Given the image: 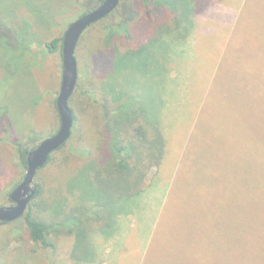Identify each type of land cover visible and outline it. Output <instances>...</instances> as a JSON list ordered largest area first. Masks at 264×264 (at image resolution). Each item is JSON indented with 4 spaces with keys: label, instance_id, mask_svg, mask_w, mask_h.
Returning a JSON list of instances; mask_svg holds the SVG:
<instances>
[{
    "label": "rangeland",
    "instance_id": "374dc122",
    "mask_svg": "<svg viewBox=\"0 0 264 264\" xmlns=\"http://www.w3.org/2000/svg\"><path fill=\"white\" fill-rule=\"evenodd\" d=\"M183 1L187 6L183 8L177 21L179 30L169 28L162 39L154 40L136 56L127 58L124 55L116 59L115 66L120 72L119 76L125 80L127 94L123 98L115 101L116 92L120 95L119 90L107 97L99 91L94 97L99 102L95 107L75 92L70 101L78 117L74 143L80 151H90L93 146L101 143L99 132L106 131L103 118L107 121L109 117H114L118 107L131 97L136 99L133 103L136 109L145 110L152 122L161 124L167 145L166 157L160 166L151 170L147 167L148 160L144 162L142 171L148 175L146 191L129 201L104 198L105 213H108L109 218L106 217L102 222V227L91 221L87 225L85 223L86 228L69 234L59 226L64 222L66 210L71 206H78V199L68 189L76 188L78 197L89 198L93 195V184L87 177H77L74 180L68 178L67 173L76 172L77 167H82L81 164L65 167V174H60L66 153L56 152L54 163L39 170L35 177V186L39 184L42 188V195L36 203L43 201L48 206L46 212H41L34 206L35 214L46 223L59 224L50 235L52 246L43 248L31 242L20 220L0 225V264L238 263L234 255L237 250H221L213 241V237L217 235L214 226H207L205 234L194 229L179 231V234L172 232L170 235L174 237L166 240L153 236V232L158 213L169 206L165 207L171 184L194 132L196 121L200 124V135L202 123L206 122L207 137L197 139L199 150L194 153L196 163H186L187 173H190L189 166H193L194 171L201 172L202 166L206 164L205 160L208 163L211 161L208 159L209 155L202 153L214 154V161L209 163L211 165L220 162L225 153V147H220V136L213 133L220 130L217 127L219 117L217 113H213L215 106L229 104L227 108L234 107L227 116L222 114V119L226 121L232 117L233 121L239 120L242 110H247L244 104L248 106L250 100L245 86L251 69L252 52L251 45L245 47L244 43L245 39L251 40L261 33L264 36V25L260 24V21H264V0H259L260 6L253 8L248 4L249 0H225L220 6L221 16H218L220 11L217 5L206 9V14H201L198 11L202 5L191 9L190 3ZM100 3L101 0H89L84 3L82 11L96 8ZM78 8L81 9L80 6ZM78 8L71 6L67 8L71 11L55 19L52 13L61 9L57 0H0V207L12 205L8 197L22 182L26 173L21 169L13 143L20 144L22 149H29L52 137L58 130L56 101L61 85L62 58L59 53L49 54L47 44L56 38H62L68 26L82 16L83 12ZM43 11L45 12L42 13ZM140 12V21L144 22L145 13ZM240 12L243 14L240 21L236 19V22H232L233 17L225 16V13ZM254 12L257 16L260 15L258 27L253 22ZM42 14L40 19H36ZM164 15L163 13L162 16ZM117 19L121 22L119 16ZM123 22L120 26L127 27ZM108 25L109 22L88 29L84 34L83 45L77 51L78 71L80 70L78 84H83L85 89L91 88L90 80L94 82V90L101 88L112 74L114 58L118 53L124 54L131 47L149 42L145 37L137 36L131 44L126 38H116L108 43ZM240 37L243 38L242 45L234 51L238 47L236 40L241 39ZM224 51L229 54L224 56L225 60L221 64ZM88 63L91 64L90 69ZM233 71L232 76L239 75L238 82L236 78L234 82L229 78ZM121 82L123 83V79ZM213 88L208 111L200 116L201 106ZM219 92H225L226 97L234 98H220ZM240 92H243V101L238 96ZM129 96L131 97L128 98ZM2 123L9 125L6 126L7 131L1 128ZM30 140L34 142L31 143ZM240 145L247 147L246 142ZM241 150L245 151L242 147ZM198 159H201L202 164ZM230 163L232 168V160ZM192 182H197L196 176ZM175 187L178 189L175 201L177 205L191 204L195 198L197 201L192 204V211L202 210L197 193L192 194L190 191H194V185L186 179L185 174ZM175 197V194L172 195L168 203ZM207 199L211 206V195ZM61 206L63 211L57 215ZM86 207L89 210L91 204L87 203ZM197 223L200 225L202 220L199 219ZM70 225L66 223L65 226L68 228ZM163 236H166V230ZM78 239L81 244L76 250Z\"/></svg>",
    "mask_w": 264,
    "mask_h": 264
},
{
    "label": "trees",
    "instance_id": "16d2710c",
    "mask_svg": "<svg viewBox=\"0 0 264 264\" xmlns=\"http://www.w3.org/2000/svg\"><path fill=\"white\" fill-rule=\"evenodd\" d=\"M87 1L89 0H57V2H60L61 9L55 14L52 13V15L57 19L64 13L71 11V9H67L71 6L77 8L80 6L81 9H78L82 11L84 3ZM103 1L104 0H101L100 4H102ZM187 1L190 3L191 9L202 5L201 10L198 11L201 14H206V9L217 5L220 11L218 16H221L220 6L223 5L225 0ZM258 1L259 0H249L250 3L248 4H251L252 8L260 6ZM186 6L187 4L183 0H123L119 8L112 15L96 25L101 26L109 22V25L106 27L108 30V43H112L116 38H126V41L131 44L134 43L137 36H139V38L145 37L148 39V44L131 47L130 50L124 54H116L117 56L114 58L112 74L99 90H94V82L90 80V89H85L83 84H77L75 92L79 93L82 98L95 107L99 105V102L94 100L95 94L99 91L107 97L112 93L115 94V92L119 90L121 91L119 93L120 95L118 96L116 92L114 99L115 101L116 99H121L127 92H125L124 87L125 80L119 76L120 72L115 66L116 59L120 56L124 57V55L127 58L136 56L137 53L145 50L154 40L162 39L164 34L168 33L169 28L174 31L179 30L180 27L177 21L182 15L183 8ZM262 7L264 8V5ZM64 9H67V11L63 12ZM94 9L95 8L88 11L83 9L85 11H82V16ZM140 10L143 11V14L145 13L144 22L140 21ZM35 12L41 11L35 10ZM44 12L45 11L42 13ZM242 12L239 14L225 13L227 14L225 16H229L230 18L233 17L232 22H236V19L239 21L241 20L243 15ZM163 13L165 14L164 16H162ZM42 16L43 14L36 19H40ZM118 16L121 22L117 19ZM259 17L260 15L257 16V13L254 12L253 22H255L257 27L259 26ZM37 22H39V20ZM48 22L50 23V21ZM122 22L125 23L127 27L120 26ZM260 24L264 25V21H260ZM219 25L223 24L219 23ZM62 41L63 37L56 38L51 43L47 44L49 54L59 53L62 58ZM83 41L84 36L76 50L77 61H79L77 51L83 45ZM242 41L243 38L236 40L238 47L234 51L240 48ZM248 44L251 45L252 64L250 66L251 69L248 78L246 79L247 85L245 86V91L249 94L250 100L248 106L244 104L247 110H242V116L239 120L233 121L234 118L232 117L226 121L222 119V114L227 116L230 110H234V107L231 108L229 106V108H227L229 104L218 107L215 106L213 113H217L216 115L219 117L218 121L220 122L217 127L220 130H216L213 133L220 136L222 141L220 147H225V149L223 148L225 153L221 161L213 165L209 163L214 161V154L209 152L202 153V155H209L210 157H208V159L211 161L208 163L205 160L206 164L202 166L201 172H196L193 170V166V168L189 166L190 173H187L188 167L186 163H196L194 153L199 150L198 144L196 143L199 142L197 139L202 136L207 137L205 134L207 130L205 125L206 122L202 123L201 133L203 135H200V124H197L198 122L196 121L194 132L191 135L185 154L176 172L173 183L171 184V192L168 191L170 195L165 207L167 205L169 206L165 208V211L158 213L153 236H159L164 240L168 238L172 239L174 237L170 235L172 232L173 234H179V231L185 232L191 229L205 234L208 231L207 226H214L216 227V232L214 230L211 231V233L215 232L217 235L213 237V241L221 250L227 251L230 248L237 250V252L234 253L238 262L237 264H264L263 33L258 37H252L251 40L245 39L244 46L246 47ZM226 52L224 51L223 57L221 58V64L225 60L224 56L229 54V52ZM88 65L90 69L91 64L88 63ZM235 71H233L229 77L233 82L234 79H237V76H239L238 74L232 76ZM122 79L123 83L121 82ZM238 80L240 79H237V82ZM106 85H108L107 87H109V89H107V87L105 88ZM247 87L248 89H246ZM211 90L212 92L209 91L207 98L201 106L200 116L208 111V101H210L213 96L214 88ZM242 94L243 92H240L238 96H240L243 101L245 99L242 98ZM226 96L225 92H219L220 98H230V100L234 98ZM130 97L131 96L128 98ZM135 100L134 97H131L125 104L118 107L114 117H109L107 121L103 118L102 123L103 126L106 125V131L105 133L104 130H102L101 133L99 132L100 138L102 137V141L99 143L100 146H93L92 150L87 152L78 150L74 143L76 139L75 134L77 133L76 126L78 117L71 107L72 103L70 104V108L74 114L75 124L69 142L58 151L66 153L64 162L62 163L64 167L62 166L63 168L59 173L65 174V167L67 168L71 165L76 167L78 164H81L82 167H77V171L76 169L74 170L76 172L72 171V173H67L68 178L74 180L77 177H87L89 181H92L93 195L89 198H84V196L81 198L76 195L78 192L76 188L68 189V192L72 195L74 194L75 199H78V206L69 207L66 210L64 222L60 225H55V223H46L35 214L34 206L38 207L41 212H46L48 210L47 204L43 201H41L40 204L36 203V200L42 195L41 186L36 184L37 194L29 204L25 215L20 219L31 242L43 248L51 247L50 235L54 233L58 225L60 229L69 234L76 233L78 229L86 228L87 223L91 221L97 223L99 226L101 224L102 227V222L106 217L109 218L108 213H105L106 205L103 200L104 198L113 197V200L129 201L133 197L141 195L146 191L147 188L145 189V187L148 175L142 171L144 169L143 164L148 160V170L160 166L161 161L166 157L167 145L161 124L152 122L145 110L136 109V107L133 106ZM255 101H257L258 104ZM123 116L124 119H122ZM105 118L107 117L105 116ZM6 126L9 125L5 123L1 128L7 131ZM209 131L212 130L209 129ZM30 142L33 143L34 140H30ZM243 142L247 143V147L240 145L241 143L243 144ZM36 146L37 145L30 147L29 149H22L20 144L15 145L13 143V147L16 149L19 156L22 171H26L27 168V152L31 151ZM241 147L245 149V151L241 150ZM54 155L50 158L48 165L44 167V169L54 163ZM200 160L198 159L199 163H201ZM231 160L232 168L230 163ZM184 174L186 175V179L194 185V191H190L192 194L197 193L198 199H200L198 203L202 206V210L200 211H192L191 206L197 201L195 198L192 200L191 204H186L184 206H179L175 202L178 196V189L175 186ZM195 176L197 182H192ZM150 186H148V189ZM11 194L8 197L10 204H12ZM174 194L176 195L175 199L168 203ZM209 195H211V201L214 205H209L207 199ZM87 203L91 204L89 210H87L86 207ZM62 211L63 207L61 206L57 215L59 213L61 214ZM89 213L91 215H89ZM86 216H90L89 219H84ZM199 219L202 220L200 225L197 223ZM66 223H70V227L67 228L65 226ZM107 224H105V226ZM165 230L166 236H163ZM80 244V239H78L75 245L76 250L80 248Z\"/></svg>",
    "mask_w": 264,
    "mask_h": 264
},
{
    "label": "water",
    "instance_id": "95a60500",
    "mask_svg": "<svg viewBox=\"0 0 264 264\" xmlns=\"http://www.w3.org/2000/svg\"><path fill=\"white\" fill-rule=\"evenodd\" d=\"M122 1L104 0L94 10L72 22L65 31L62 41L61 85L56 101L59 116L58 130L52 137L43 140L27 152L24 179L11 194L12 205L0 207V225L15 223L25 215L29 204L37 194L35 186L37 173L46 167L50 158L69 142L75 124L70 100L77 89L79 78L77 47L87 30L112 15Z\"/></svg>",
    "mask_w": 264,
    "mask_h": 264
},
{
    "label": "crops",
    "instance_id": "0c3cea01",
    "mask_svg": "<svg viewBox=\"0 0 264 264\" xmlns=\"http://www.w3.org/2000/svg\"><path fill=\"white\" fill-rule=\"evenodd\" d=\"M161 208V207H160ZM155 223H156V221H155ZM155 223H154V226H155Z\"/></svg>",
    "mask_w": 264,
    "mask_h": 264
}]
</instances>
